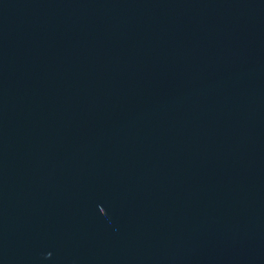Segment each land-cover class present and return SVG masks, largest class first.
Masks as SVG:
<instances>
[{
  "label": "water",
  "instance_id": "obj_1",
  "mask_svg": "<svg viewBox=\"0 0 264 264\" xmlns=\"http://www.w3.org/2000/svg\"><path fill=\"white\" fill-rule=\"evenodd\" d=\"M0 264H264V0H0Z\"/></svg>",
  "mask_w": 264,
  "mask_h": 264
}]
</instances>
